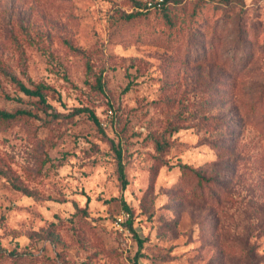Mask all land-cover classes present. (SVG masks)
Masks as SVG:
<instances>
[{
	"label": "rangeland",
	"instance_id": "1",
	"mask_svg": "<svg viewBox=\"0 0 264 264\" xmlns=\"http://www.w3.org/2000/svg\"><path fill=\"white\" fill-rule=\"evenodd\" d=\"M145 1L0 0V264H264V0Z\"/></svg>",
	"mask_w": 264,
	"mask_h": 264
},
{
	"label": "trees",
	"instance_id": "2",
	"mask_svg": "<svg viewBox=\"0 0 264 264\" xmlns=\"http://www.w3.org/2000/svg\"><path fill=\"white\" fill-rule=\"evenodd\" d=\"M182 1L183 0H163L161 3H158L157 1L153 0V4L151 6H149L148 0H147V1H145V5H146V7H153L156 9L166 10L170 3H176L177 4V3H180ZM220 1L223 3H226L227 5L232 4L233 1L239 2L238 0H220ZM137 4H138L137 5L138 7H141V5H142V3L139 1L137 2ZM136 14H139V11L137 13H129L125 17L128 19H131V18L135 17ZM11 79L13 82H15L17 84L20 91L23 92L25 95H27L30 98H32V97L37 98V101L42 106L47 108L52 116L57 117L59 115V113H57L53 110L52 105L48 102L47 90L50 89L49 85L39 83V84H36L34 86H28L23 81H21L20 79H18L15 76H12ZM82 110H87L89 112L90 118L97 125L100 126V121H99L97 115L95 114V112H93L90 109H79L78 111H82ZM32 115H33V113L27 109H18L16 111L0 109V119L7 120V121L15 120V119H17L19 117H23V116H32ZM118 172H119V176L123 182V186L125 187L127 185L125 166L122 163L120 155H119V162H118ZM196 176L203 178V179H205V178L206 179H212V178H214L215 175L211 174L209 177H207L206 175H204V173H201L200 171H196ZM195 192L197 194H199L200 197L204 196L201 191L195 190ZM125 206L127 209H129V207L127 205H125ZM130 226H131V229L134 230L131 222H130ZM139 240H140L139 242L142 243V240L141 239H139Z\"/></svg>",
	"mask_w": 264,
	"mask_h": 264
},
{
	"label": "built area",
	"instance_id": "3",
	"mask_svg": "<svg viewBox=\"0 0 264 264\" xmlns=\"http://www.w3.org/2000/svg\"><path fill=\"white\" fill-rule=\"evenodd\" d=\"M154 1L161 3L163 0H154ZM152 4H153V0H148V5L151 6Z\"/></svg>",
	"mask_w": 264,
	"mask_h": 264
}]
</instances>
